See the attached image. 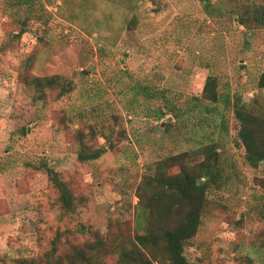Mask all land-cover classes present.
<instances>
[{
	"label": "rangeland",
	"instance_id": "1",
	"mask_svg": "<svg viewBox=\"0 0 264 264\" xmlns=\"http://www.w3.org/2000/svg\"><path fill=\"white\" fill-rule=\"evenodd\" d=\"M263 72L264 0H0L1 264H119L144 231L137 188L154 163L187 152L194 164L210 139L232 176L207 192L184 254L264 264V171L245 161L231 109L264 106ZM52 75L71 89L41 96L33 78ZM209 75L217 103L201 98ZM90 128L95 145H114L80 162L77 134ZM47 166L73 192L74 212Z\"/></svg>",
	"mask_w": 264,
	"mask_h": 264
},
{
	"label": "trees",
	"instance_id": "2",
	"mask_svg": "<svg viewBox=\"0 0 264 264\" xmlns=\"http://www.w3.org/2000/svg\"><path fill=\"white\" fill-rule=\"evenodd\" d=\"M62 80L60 76L52 75L34 77L32 82L41 96L45 88L56 86L61 95L71 89L69 82ZM257 85L264 89V72L258 77ZM201 98L211 103L219 102L220 94L217 91L215 76H207ZM224 105L228 109L230 103ZM231 109L238 124L237 141L244 149L245 161L250 166L264 171V106L240 104L232 106ZM162 115L159 111L156 117ZM223 115L221 112L222 127L225 125ZM92 131L90 128L89 137L86 139V133L83 131L80 130L77 134L76 157L80 162L96 160L114 145L111 139L106 140L107 145H95V134ZM220 142L221 140L217 139L205 142L200 149L203 158L194 164L185 158L187 152L169 154L154 163V175L146 176L137 188L140 204L147 216L144 231L136 235L131 248L121 250L119 264H154L146 256V252L150 253L153 259L166 264H190L184 254V245L199 229L207 203V192L210 188L225 186L232 176L230 169H226L229 164ZM174 168L177 170L172 172L171 169ZM45 171L58 192L63 210L74 212L76 205L71 189L55 170L47 166ZM94 244L100 242L96 241Z\"/></svg>",
	"mask_w": 264,
	"mask_h": 264
}]
</instances>
